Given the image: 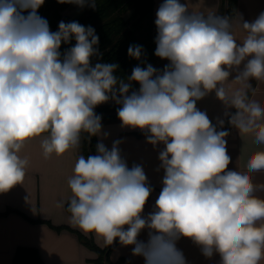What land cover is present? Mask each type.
Masks as SVG:
<instances>
[{"label":"clouds","instance_id":"9594fccd","mask_svg":"<svg viewBox=\"0 0 264 264\" xmlns=\"http://www.w3.org/2000/svg\"><path fill=\"white\" fill-rule=\"evenodd\" d=\"M43 3L0 0V193L23 182L28 160L19 153L28 140L47 134L41 141L47 158L98 137L95 154L80 155L68 180L73 227L106 245L130 247L143 264H188L177 246L181 238L206 259L218 254L219 264H260L264 198L254 193L264 185H255L250 173L264 170V151L251 156L247 172L229 169L224 118L264 144V107L246 91L252 80L264 79V11L252 21L241 17L247 35L239 43L230 17L191 13L181 0H163L154 54L168 63L162 70L138 64L125 80L115 74L118 63L102 62L92 26L60 21L52 31L38 12ZM58 3L97 7V0ZM62 44L71 46L61 52ZM127 53L145 63L142 45ZM230 82L242 87L231 91ZM212 93L224 106L215 123L197 107ZM108 102L119 106L122 129H139L147 143L164 145L157 169L163 186L147 214L153 188L142 164L128 166L122 139L110 148L104 143L109 133L95 109Z\"/></svg>","mask_w":264,"mask_h":264},{"label":"crops","instance_id":"0c3cea01","mask_svg":"<svg viewBox=\"0 0 264 264\" xmlns=\"http://www.w3.org/2000/svg\"><path fill=\"white\" fill-rule=\"evenodd\" d=\"M162 2L154 0V19ZM181 3H185L191 13L221 15L222 0H181ZM73 9L67 12L71 16L83 12L80 7ZM233 10L235 17L231 21L232 32L237 42L242 43L247 33L242 28L241 17L247 21L254 20L264 11V0H236ZM72 11H76L75 14L72 15ZM225 86L231 91L242 87L234 82L226 83ZM246 91L250 99L264 107V79L252 80L251 88ZM118 107L114 102H108L99 105L95 111ZM197 107L206 111L213 123L217 117L224 118V106L214 93L198 101ZM224 119V128L230 131V136L226 138L232 161L229 169L247 172L248 160L256 152L264 151V144L256 143L254 133L239 134ZM102 124L104 131L109 133L104 143L110 148L113 140L122 139L120 147L128 166L131 167L133 163L142 164L153 188L144 214L151 212L163 186V169H157L160 165L159 152L164 145L153 146L147 143L139 129H122L120 120L102 121ZM45 135L28 140L19 153L21 158L28 160L23 182L6 193H0V264H13L15 254L21 248L37 251L44 264H95L98 254L82 244L78 235L91 239L101 250H105L108 245L95 233L86 234L78 227H73L70 223L71 214L67 211V201L72 196L68 180L74 175L75 163L82 155V143L79 149H70L59 156L53 153L46 158L41 147ZM98 139L96 137L97 142ZM250 175L255 185H264V170ZM254 194L264 198V188L258 187ZM59 201L65 202L64 207L57 206ZM140 238L146 239V233H142ZM177 246L184 252L188 264H219L218 254L212 259H206L201 255L199 247L188 238H181ZM105 256V264L107 258L110 264H143L141 257L131 256L130 247H123L119 243L112 245ZM121 260L126 262L119 263ZM260 264H264V259Z\"/></svg>","mask_w":264,"mask_h":264},{"label":"trees","instance_id":"16d2710c","mask_svg":"<svg viewBox=\"0 0 264 264\" xmlns=\"http://www.w3.org/2000/svg\"><path fill=\"white\" fill-rule=\"evenodd\" d=\"M236 0H222L221 15L230 17L231 21L235 17L234 6ZM76 5L69 3H58V0H44L39 8V15L46 18L52 31L58 30L60 21H78L85 26H92L99 36V51L102 53V62H116L119 69L115 73L118 77L126 78L131 75L132 69L140 64L142 67L146 63L157 66L162 70L168 63L155 56V37L157 30L153 15L154 0H97L96 9L84 7L83 12L78 17L70 18L66 16L67 10ZM74 17V16H72ZM75 41H72L74 44ZM130 45H142L145 50L142 63L128 56L127 50ZM71 45L62 44L61 52ZM97 62L93 57V63ZM138 83L133 88H138ZM117 108L98 109L96 113L102 116V121L119 120L117 115L103 116L104 114L116 113ZM96 137H92L91 142L82 140V155L95 154ZM79 240L87 248L98 254L95 264H105L107 250L114 245H108L105 250L98 248L91 239L78 235ZM107 264H110L107 258ZM121 260L119 263H124ZM13 264H44L37 251L32 249H18Z\"/></svg>","mask_w":264,"mask_h":264},{"label":"rangeland","instance_id":"374dc122","mask_svg":"<svg viewBox=\"0 0 264 264\" xmlns=\"http://www.w3.org/2000/svg\"><path fill=\"white\" fill-rule=\"evenodd\" d=\"M73 8H74L73 10H77V9H76V8H77L76 6H74ZM67 12H70V10H68ZM67 12H66V16H67V17L75 18V17H78V16H79V15H78V16H74V17H72V16L69 15V13H67ZM75 12H76V11H72V15L75 14ZM161 62H162L161 64H163V60H162V59H161ZM154 67L157 68V66H154ZM134 84H136V83H134ZM134 84H133V85H134Z\"/></svg>","mask_w":264,"mask_h":264},{"label":"water","instance_id":"95a60500","mask_svg":"<svg viewBox=\"0 0 264 264\" xmlns=\"http://www.w3.org/2000/svg\"><path fill=\"white\" fill-rule=\"evenodd\" d=\"M109 115H117L116 113L113 114H104L103 116H109Z\"/></svg>","mask_w":264,"mask_h":264}]
</instances>
